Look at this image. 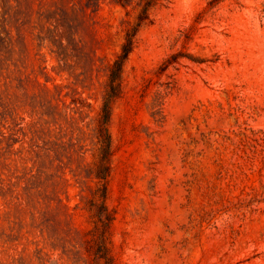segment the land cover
I'll list each match as a JSON object with an SVG mask.
<instances>
[{"label": "rangeland", "instance_id": "374dc122", "mask_svg": "<svg viewBox=\"0 0 264 264\" xmlns=\"http://www.w3.org/2000/svg\"><path fill=\"white\" fill-rule=\"evenodd\" d=\"M145 1L0 0V264H264V0Z\"/></svg>", "mask_w": 264, "mask_h": 264}, {"label": "trees", "instance_id": "16d2710c", "mask_svg": "<svg viewBox=\"0 0 264 264\" xmlns=\"http://www.w3.org/2000/svg\"><path fill=\"white\" fill-rule=\"evenodd\" d=\"M128 1L130 0H118V4L125 7L128 6ZM156 0H146L142 7V17L140 18V21H144L148 12V9L153 6L154 2ZM134 33L128 32L126 34L125 42L121 49V54L117 57L114 64L112 65L110 76H109V84L108 89L106 90V94L103 98V104L100 110L99 114V120H98V128H97V144L99 146V154H100V161L102 164V171L98 174L97 179L100 180H106L108 176V167L106 164L108 163L109 156L111 153V137L108 133L107 125L110 120L111 116V103L112 99L116 95L117 91V81L120 76V72L122 71L124 62L128 59L130 53L133 49V40H134ZM105 191H103L102 198H105ZM103 205V204H101ZM101 208L104 210V206H101ZM99 221L102 222L104 225H106V221H109L108 216H105L104 218L102 216H99ZM100 247V256L103 259H106V256H104L105 252V244L104 239L102 238L101 243L99 245Z\"/></svg>", "mask_w": 264, "mask_h": 264}]
</instances>
